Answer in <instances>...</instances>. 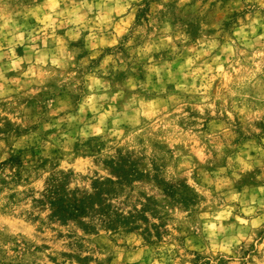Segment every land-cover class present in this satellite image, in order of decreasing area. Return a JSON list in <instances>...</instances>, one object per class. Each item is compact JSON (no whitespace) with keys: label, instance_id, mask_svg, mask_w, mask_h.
Masks as SVG:
<instances>
[{"label":"rangeland","instance_id":"1","mask_svg":"<svg viewBox=\"0 0 264 264\" xmlns=\"http://www.w3.org/2000/svg\"><path fill=\"white\" fill-rule=\"evenodd\" d=\"M57 2L61 3V8L56 9L57 12L64 9L65 6L71 11L73 6L78 7L85 2L89 4L109 2L113 6L116 3H131L132 8L136 9V14L128 32L123 34L120 43L115 46L100 45V40L112 38L114 25L126 18L127 14L131 13V8L127 13L119 15L116 12L111 13L110 20L113 27H108L107 22L100 24L95 32L90 27H84L76 39H70L67 35L69 30L76 29L77 25L75 24H69L67 27H57L56 25L48 27L45 30L48 35L51 37L54 32L55 37L59 38L55 41V45L59 47L62 42L67 51L73 55L74 60L69 63L67 69L51 64L38 66L35 64L36 54L33 49L43 50V40L35 37H43L44 33L39 29L43 28L44 24L37 21L32 13L38 8L42 9V12L36 13L42 20L44 15L52 12L51 9H45L43 6ZM255 3L256 0H0V158H3L0 159V244L12 243L19 248V242H23L29 252L35 248L32 255L38 252H47V260L51 261V264H73V262L74 264H93V262L95 264H112L116 253L108 245L98 244L101 239V230L113 233L112 236L107 237L113 243L116 242L114 237L118 234L128 235L136 232L144 237L143 246L148 248L161 249L165 245L171 246L173 241L178 243L179 248L184 249V254L182 255L179 249H175L176 255L173 258L179 259L180 264H212L213 259L217 260L218 264H229L231 258L226 260L219 254L213 257L211 253L188 249L185 246L186 237L183 235L166 240L165 237L171 236L166 227L167 220L161 217V223L157 225L148 219L146 215L148 212H151L153 217L159 216L155 198L148 196V191L161 195L170 193L173 196L171 200L173 206L179 204L182 210L192 208L193 211L189 213V219L193 223L196 222L200 211H208L207 207L204 209L196 207L208 198L197 193L194 188L188 185L186 176L177 174L165 183L154 175L145 162L147 147L143 134L133 136L128 144L116 147L114 155L109 154L103 157L100 153L108 147L110 141L115 140V137H110L108 140L92 136L87 139L77 138L71 145V149L65 153L69 157L66 161L67 170H61L60 173L53 172L49 181L50 185L54 183L53 179L62 181L58 189L61 195L64 196L63 191L60 190L61 187L71 193L61 205H57L56 197H53L55 204L51 205L49 203L51 198L47 196V191L42 194L44 197L42 200L33 201L31 208L23 207L24 202L17 199L16 193L9 192L7 196L3 194L9 188L10 183H19L25 171L30 173L31 170L45 166L55 169V157L60 154L59 150L54 149L49 157H42L40 161H36L33 142L47 141L50 135L58 134L62 129L68 127V122L65 121L60 124L59 128L53 127L44 131L43 124L46 122L55 124L60 117L75 115L78 112L80 103L89 94L83 76L100 69V65L108 55L119 56L123 64L118 60L119 67H114L110 61L107 66L108 75L105 76L102 69L97 72V75L107 84L109 98L119 90L117 85L123 88L125 99L117 102L118 111L123 112L125 102L130 101L133 96L137 97V103L142 100L148 104L151 97L140 89L135 92L130 90L126 86L128 80L145 82L152 67L171 64L178 53L174 52L170 44L159 47V50L153 47L150 52L143 53L139 51L134 53L132 47L140 49L146 48L150 44L159 45L165 35L163 29L168 27L170 28L168 34L173 37L176 49L182 52L193 47L200 51L201 44L205 47L212 43L216 44L210 56L202 57L200 61H197V66L206 67V64L212 63L215 56L221 55L224 46L230 40L236 39L234 33L239 28L250 24L249 16L253 19L256 18L257 7H253ZM161 4H163V8L153 10V5ZM238 4L244 6L238 8L236 6ZM87 11V8L81 9L79 15H84ZM260 11L261 15H264V10ZM99 14L100 9L94 7L92 12L85 17L83 23L87 24L88 21L96 19ZM52 18L57 20V24L60 23V19H63H57L54 14ZM153 20L156 22L155 25L151 23ZM101 29L103 32L100 31ZM137 30H144V39L140 40L137 37V42L132 47L127 46V41ZM153 31L156 32L155 36H152ZM245 31H250V29L245 28ZM262 31L264 29L258 28L257 35ZM9 32H11L10 35ZM20 33H23L22 39ZM92 36H95V40L90 39ZM177 36H181L183 39L176 40ZM93 43L103 48L101 55L95 60H91L85 68H80L81 60L91 56L94 51L91 47ZM262 44L264 41L250 49L246 47V44L237 42L234 48L238 50L237 56L240 51L251 55L253 51L264 50L261 48ZM149 57L152 58V63H149ZM14 63H18L19 67H13ZM72 63L77 65L76 69L72 68ZM29 68L34 70L39 68L41 74L25 76ZM71 71H77V76L66 79ZM77 79L81 80L80 84H76ZM223 84L222 79L216 80L210 94L213 97L224 96L227 89L223 87ZM168 87L171 91L174 86L168 85ZM103 93L104 90H101V94ZM98 103H103L107 107L111 101L109 99ZM222 103V100L216 101L215 116L212 115L214 109L205 108L203 127H198V122L191 119L192 116L200 115L198 110H194L191 106L185 107L184 111L189 113V116L181 117L178 121L180 128L188 136L202 138V134L209 130L212 121L219 123L221 120H226V117L220 116ZM61 107L64 108V111L54 114ZM10 115L16 116V120L10 119ZM84 116L85 119H91L93 113L87 111ZM17 120L22 123H18ZM146 120V117H141V126ZM109 126H111V121H109ZM253 126L261 129L260 133H252L258 140L259 136L264 135V124L254 122ZM138 127L128 122L120 125L125 137L131 135ZM245 127L246 125L238 120L232 127L234 136L231 138V142H223L222 147L212 148V156L205 161L202 162L199 157L193 156L192 163L197 167L192 169V178L196 180V183H200V174L204 172L214 179L217 178L215 174L219 172V169L227 166V157L238 152L240 150L238 146H242L243 141L247 139L243 131ZM173 132L174 129L164 130L161 128L148 137V143L153 149L154 161L171 152L167 137ZM172 138L179 137L173 136ZM186 139L187 136L180 138V143L174 146L184 155H188L190 150V146L184 142ZM221 140L223 141V137ZM17 145L19 146L17 147ZM30 155L33 157L32 160L28 159ZM205 155L207 156V151ZM10 167L17 168L11 182L5 177V173ZM98 169L108 172L109 176L102 178ZM184 171H188V169L186 168ZM112 175L118 176L119 180L112 181L110 179ZM228 178L234 179L230 173ZM76 180L87 183L75 190L69 189L67 186ZM89 186L93 189L92 192L88 191ZM261 186H264V169L257 165L252 171L243 173L242 179L235 181L230 188L236 192H243L245 188L253 192ZM229 190V187L222 189L225 193ZM137 191L138 197L135 203H132L133 193ZM83 195H93V201L90 208L85 209L82 214L67 216L58 210L59 207L64 206V203H72V196L79 198ZM216 195L214 192L213 196ZM120 196H125L122 205L112 203ZM139 197H144L148 203L137 210L136 204L141 203ZM129 203H131V210L125 215L123 207ZM212 207L215 209L218 205L213 204ZM16 208H19L20 211L17 212ZM37 209L40 212L46 209L49 211L47 219L52 235H43L44 229L41 227H38L33 233L35 239L13 231V229L21 227L25 221L29 222L30 226L40 219V216L36 214ZM229 222L225 221L224 223L227 225ZM43 223L44 221H41V224ZM200 224L202 226L203 221H200ZM53 225L55 227H52ZM177 231H182V228L177 227ZM81 232L83 235H80ZM189 234L191 236L198 235L194 230H189ZM257 234L258 237H264V229L258 230ZM35 240H40L41 243L37 244ZM93 244H98V246L93 248L91 247ZM121 247L126 246L122 245ZM250 247H254V245ZM102 249L109 252V255L103 260L96 255ZM132 251L139 252V248ZM84 253H88V255H84ZM36 259L43 260L44 257L38 256ZM32 264H36V261L34 260ZM136 264H140V262L137 261Z\"/></svg>","mask_w":264,"mask_h":264},{"label":"clouds","instance_id":"2","mask_svg":"<svg viewBox=\"0 0 264 264\" xmlns=\"http://www.w3.org/2000/svg\"><path fill=\"white\" fill-rule=\"evenodd\" d=\"M236 6L240 8L244 5L238 4ZM94 7L100 9V14L96 19L84 24L85 17L92 12ZM253 7H257L256 18L253 19L249 16L250 24L239 28L234 33L236 39L230 40L224 46L221 55L215 56L212 63L206 64V67L197 66V61H200L202 57L210 56L212 49L216 47L215 43L207 47L201 44L200 51L193 47L182 52L176 49L173 37L168 34L170 28L165 27L163 29L164 39L161 40L159 45L150 44L146 48L136 49L132 46L137 42V37L140 40L144 39V30H137L127 41V46L132 47L134 53L137 51L141 53L150 52L153 47L159 50V47L168 44L172 45L174 52L178 53L171 64H166L163 67H152L145 82L128 80L126 86L130 90L135 92V90L140 89L151 97L148 104H145L142 100L137 103V97L133 96L130 101L125 102L124 111H118L117 102L125 99L123 88L117 85L119 90L115 91L109 98L107 84L97 75V72L101 69L105 76L108 75L107 66L110 61L114 67H119L117 61L120 60V57L108 55L100 65V69L83 76L89 94L80 103L78 112L75 115L60 117L55 124L47 122L43 124L44 131H48L53 127L59 128L60 124L65 121L68 122V127L62 129L58 134L50 135L47 141L37 140L33 142L36 161H40L42 157H49L54 149L59 150L60 154L55 157V169L45 166L31 170L30 173L28 171L23 172V178L19 180V183H10L9 188L5 190L3 195L7 196L9 192H14L17 194V199L24 202L23 207L31 208L33 201L44 198L42 194L49 189V181L53 176V172L60 173L61 170H67L66 161L69 157L65 153L71 149V145L77 138L87 139L92 136L108 140L110 137H115V140L110 141L108 147L100 153L103 157L109 154L114 155L116 147L128 144L133 136L143 134L145 146L147 147L145 162L154 175L165 183L169 182L174 175L186 176L188 177V185L194 188L197 193L208 198L196 206L199 209L207 207L208 211H200L196 222L193 223L189 219V213L193 211L192 208L182 210L179 204L173 206L171 203L173 196L170 193L161 195L148 191L147 195L155 198L159 216L153 217L151 212L146 213V215L151 223L157 225L161 223V217L167 220L166 227L171 236L165 237V239L171 240L175 236L183 235L186 237L185 246L188 249L211 253L213 257L219 254L226 260L231 258L229 264H264V237H258L257 234L258 230L264 229V186L253 192H250L247 188L243 192H236L230 188L235 181L242 179L243 173L252 171L257 165L264 169V135L259 136L258 140L257 137L252 135V133L261 132L260 128L253 126L254 122L264 124V50L253 51L251 55H247L245 51H240L237 56L238 50L234 48L237 42L246 44V47L251 49L256 44L264 41V31L257 35L258 28L264 29V15H261L260 11L264 10V0H256ZM43 8L51 9L52 12L44 15L42 20L39 15H36L37 12H42V9L38 8L32 13L37 21L44 24V27L39 29L40 32L44 33L43 37H35L42 39L44 46L43 50L33 49L36 54L35 64L38 66L51 64L63 69L68 68L74 57L67 51L62 42L59 47L55 45V41L59 38L55 37L54 32L50 37L45 31L48 27L52 25L67 27L69 24H75L77 25L76 29L74 31L69 30L67 35L70 39H76L84 27H90L93 32L98 29L100 24L105 22L108 23V27H113L110 20L111 13L116 12L119 15L127 13L128 9L131 8V13H128L126 18L121 19L114 25L112 38L110 40H100V45L115 46L120 43L123 34L128 32L136 14V9L132 8L131 3H116L113 6L109 2L101 4L85 2L78 7L73 6L71 11L65 6L64 9L57 12L56 9L61 8V3L57 2L45 4ZM84 8H87L88 11L84 15H79L80 10ZM157 8H163V4L153 5L154 11ZM53 14L57 19L63 18L60 19L59 24H57V20L52 18ZM49 21L50 23H47ZM151 23L155 25L156 22L153 20ZM245 28L250 29V31H245ZM100 31L103 32V29ZM8 34L10 35L11 32ZM155 35L156 32L153 31L152 36ZM20 38H23V33H20ZM90 39L95 40V36L90 37ZM175 39L180 40L183 38L177 36ZM50 42L52 43L51 47ZM91 47L94 51L91 56L81 60L80 68H85L91 60H95L103 51V48H100L96 43H93ZM261 48L264 49V44L261 45ZM192 53H195V55H192ZM120 63L123 64V61L120 60ZM149 63H152L151 57H149ZM71 66L74 69L77 68L75 63H72ZM13 67H19V64L14 63ZM38 74H41L39 68L36 70L29 68L25 76H37ZM76 76L77 71H71L66 79H72ZM218 79L224 81L223 87L227 91L224 96L216 95L213 97L210 90ZM80 83L81 80L77 79L76 84ZM168 85L174 86L171 91ZM101 90H104L103 94H101ZM109 99L111 103L107 107L103 103H98ZM217 100L223 101L220 105V116L226 117V120H221L219 123L212 121L209 130L202 134V138L188 136L187 133L183 132L178 121L182 116H189V113L184 111L185 107L191 106L194 110H198L200 115L192 116L191 119L198 122V127H203L205 108L214 109L212 115L215 116ZM146 108L149 110H145ZM61 111H64L63 107L58 108L54 114ZM87 111L93 113L91 119H85L84 114ZM5 115H8V113H5ZM141 117L147 118L142 126ZM9 118L16 120V116L10 115ZM238 120L246 125L243 131L247 136L242 146H238L240 150L227 157V166L219 169V172L215 174L217 178L214 179L204 172L200 174V183H196V180L192 178V169L197 167L192 163L193 156L199 157L203 162L212 156V148L222 147L223 142L230 143L231 138L234 136L232 127ZM109 121H111V126H109ZM17 122L22 123L18 120ZM125 122L139 126L127 137H125L123 129L120 128V125ZM161 128L164 130L174 129V132L167 137L171 152L154 161L153 149L148 143V137ZM173 136L179 138L173 139ZM184 136H187L184 141L185 144L190 146L188 155H184L174 147L180 143V138ZM221 137H223V141ZM210 144L211 147H209ZM206 151L207 156L205 155ZM28 159L32 160L33 157L30 155ZM186 168L188 171H184ZM98 171H100L102 178L109 176L106 171L101 169H98ZM16 172V167H10L5 173L6 179L11 182ZM229 173L234 179L228 178ZM221 176L223 178H220ZM110 179L116 182L119 177L112 175ZM86 183L76 180L67 187L75 190L77 187L85 186ZM225 187L230 189L227 193L222 191ZM88 191L92 192L93 189L89 186ZM214 192L217 194L215 197L213 196ZM137 197L138 191L133 193L132 203H135ZM139 199L141 203L136 204L137 210L148 203L144 197H139ZM124 200L125 196H120L118 199H114L112 203L122 205ZM213 204L218 205V207L213 209ZM130 210L131 203L123 207L125 215ZM16 211L19 212L20 209L16 208ZM36 214L40 216V219L36 220L34 224L29 226V222L25 221L21 227L15 228L13 231L35 239L33 233L38 227H41L44 229L43 235H52L47 219L49 211L46 209L40 212L37 209ZM41 221H44V223L41 224ZM200 221H203L202 226ZM225 221L230 222L225 225ZM52 227H55V225ZM177 227H181L182 231L178 232ZM189 230H194L198 235L191 236ZM80 235H83V233L81 232ZM112 235L111 231L104 232L101 230V239L98 241V244L108 245L111 250L115 251L116 257L112 264H136L137 261L140 264H180L179 259L173 258L176 255L174 250L179 249L180 253L184 254V249L179 248L178 243L175 241L171 246L165 245L161 249H152L143 246L144 237L139 233L118 234L114 237L115 243L107 239ZM201 237L203 238L201 239ZM35 242L37 244L41 243L40 240H35ZM98 244H93L91 247L95 248ZM122 245L126 247H121ZM253 245L254 247H250ZM136 248H139V252L132 251ZM33 252H35V248H32L29 252L23 242H19V248L12 243L0 244V264H32L34 260L36 264H51V261L47 260V252H38L32 255ZM84 255H88V253H84ZM96 255L103 260L109 255V252L102 249ZM38 256H43L44 259L37 260ZM189 259H192V257H189ZM212 264H218V261L213 259Z\"/></svg>","mask_w":264,"mask_h":264},{"label":"trees","instance_id":"3","mask_svg":"<svg viewBox=\"0 0 264 264\" xmlns=\"http://www.w3.org/2000/svg\"><path fill=\"white\" fill-rule=\"evenodd\" d=\"M53 184L50 185L49 189L47 190L48 197L51 198L49 203L51 205L55 204L53 197L57 199V205H61L62 202H65L71 193L69 191H65L63 187L60 188L63 191L64 196L58 191L61 182L58 179H53ZM72 203H64V206L59 207V211L67 214V216L79 215L82 214L83 211L87 208H90V204L93 201V195H83L82 197L76 198L73 197Z\"/></svg>","mask_w":264,"mask_h":264}]
</instances>
